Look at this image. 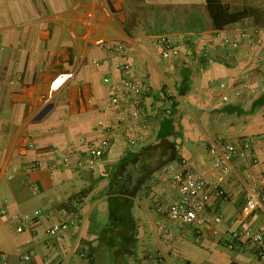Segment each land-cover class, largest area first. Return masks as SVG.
<instances>
[{
	"label": "crops",
	"instance_id": "1",
	"mask_svg": "<svg viewBox=\"0 0 264 264\" xmlns=\"http://www.w3.org/2000/svg\"><path fill=\"white\" fill-rule=\"evenodd\" d=\"M210 2L242 15L217 27L206 0H0V264H260L230 235L264 224V205L244 211L264 164V0ZM144 80L145 140L133 152L118 132L83 167L132 110L127 82L141 96ZM222 140L248 141L255 161L233 158L200 231L173 226L166 246L164 166L182 157L214 181L208 147Z\"/></svg>",
	"mask_w": 264,
	"mask_h": 264
},
{
	"label": "built area",
	"instance_id": "2",
	"mask_svg": "<svg viewBox=\"0 0 264 264\" xmlns=\"http://www.w3.org/2000/svg\"><path fill=\"white\" fill-rule=\"evenodd\" d=\"M156 44L161 46V55L167 56L173 49V43L168 37H159L156 39ZM127 85L132 93V110L128 115H122L117 118L114 125L109 128L107 135L101 139H97L88 144L84 152V159L80 162L83 167L92 169L96 163L103 158L113 141L117 138V133L123 135L127 147L131 151H135L145 140L147 135V120L140 109L139 98L148 91V83L146 80L141 82V87L145 90L139 95L136 84L127 82ZM246 151L250 152L249 156L253 158V153L250 150L248 141H244L242 146H237L230 140H222L220 142H210L208 153L211 158L212 168L215 171V179L211 181L207 176L206 171L195 168L187 159L177 158L169 161L164 166V173L167 176L169 185L175 190L176 198L166 207V218H161L155 223V231L160 241L166 246H171L175 235L174 227H183L186 225L194 226L197 232L206 223L208 216L204 213L206 202L209 194L207 188L212 185L215 192L218 194V186L224 181L229 174L231 165L230 162L237 156L245 155ZM65 164H67L65 162ZM264 205V164L261 166L259 180L253 181L248 185L244 211L250 214L254 210ZM38 210H35L37 213ZM221 219L219 214L213 216V221L219 222ZM34 221L31 220L28 225L32 226ZM21 228V227H20ZM58 225H53V230H57ZM231 239L246 238L255 246V253L260 264H264V224L253 227L244 225L231 233ZM80 255H84L80 252ZM2 259L5 258L3 253H0ZM23 259H28L29 254L21 255ZM185 264V263H182Z\"/></svg>",
	"mask_w": 264,
	"mask_h": 264
},
{
	"label": "trees",
	"instance_id": "3",
	"mask_svg": "<svg viewBox=\"0 0 264 264\" xmlns=\"http://www.w3.org/2000/svg\"><path fill=\"white\" fill-rule=\"evenodd\" d=\"M208 2V7L210 10V13L215 21V25L217 27H221L222 24H219V19L222 17L223 24L229 21H234L237 18L241 17L242 12L240 13H228L225 8L221 9L220 5H216V3L210 2V0H206Z\"/></svg>",
	"mask_w": 264,
	"mask_h": 264
},
{
	"label": "rangeland",
	"instance_id": "4",
	"mask_svg": "<svg viewBox=\"0 0 264 264\" xmlns=\"http://www.w3.org/2000/svg\"><path fill=\"white\" fill-rule=\"evenodd\" d=\"M105 254H108V251H106Z\"/></svg>",
	"mask_w": 264,
	"mask_h": 264
}]
</instances>
